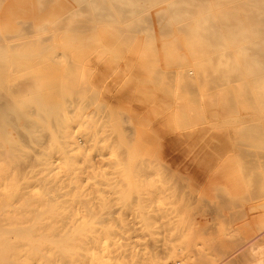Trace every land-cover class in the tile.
I'll return each mask as SVG.
<instances>
[{"label": "rangeland", "instance_id": "rangeland-1", "mask_svg": "<svg viewBox=\"0 0 264 264\" xmlns=\"http://www.w3.org/2000/svg\"><path fill=\"white\" fill-rule=\"evenodd\" d=\"M4 6L7 7V4ZM134 41H133L134 43L132 44V46L136 45V51L134 53L133 52L131 53V51L126 52L119 59L109 58L105 55H101L99 53V47L97 46L98 48L95 47L91 50L85 51V53L80 57L70 54V58L73 57L72 60L74 62L77 61L75 63L77 67L75 65V68L73 66H72L73 68H71L70 67L71 63L68 64L67 62H62V61L59 63L49 62V64H45L46 66L45 67L43 66L42 69L37 72L35 65H34L35 62H31L32 68L30 72H28L27 70L26 63L21 64L22 66V67L20 66L21 69L20 67L19 68L17 67L16 69L18 70L16 69L13 70V68L8 67L9 69L6 68L1 72L0 86L2 87H0V89L2 88L1 91L5 95L3 101H7V102H4L5 104H7L8 102L10 103V104L9 103L7 104L8 108L6 112L10 110L11 111L9 112V114L6 113L7 114L6 119L4 117L0 119V142H3L1 143L2 145L0 146H1V149H3L4 151L7 148L8 149L12 148L13 147L12 145H14V143L15 144L18 143L20 147L23 148L22 156H20V158L17 159L18 161L17 163L19 167L17 166L16 163L12 164L13 162L9 163V166L11 168L13 167L12 173H14V171L17 170L18 168L21 171L23 168L24 170L22 171V173L20 172V170L19 172L17 170L14 173L15 175L19 174L18 177L20 176L21 177L13 181L14 185L11 188L4 189L0 185V192L2 191V193H0V197L1 198L10 197L9 199L14 198L17 192H19V190L21 189L20 186H25L27 183H29V176L33 174L31 172V168L35 169L38 166L36 168L37 171L42 169V166H40L41 161H42V158L45 157V154L47 152L46 150H48V152H52V156L54 158L57 157L59 159L58 161V159L56 158L58 170L59 169L60 170L63 169V171L67 170V169H64V167L68 163H70L72 160L74 161V159H75L74 167H76V169L80 168V170H82L81 171L82 179H80L79 182L75 179L73 180L72 178L71 179L69 178V177H72V173L71 171H68V170L65 173L63 172L62 174L63 177L61 179V182H63L64 185H69V183L71 182H73L74 184H77V183L83 184V188H82L83 189V197H82L83 201H86L88 199L89 203L92 205V208L89 211L86 209V207H81L82 213L84 215L87 214L91 216L92 210L95 212L94 209L96 208V214L92 212V215L97 216L96 218L98 221L100 220L105 221V218L103 219L99 218L100 215L98 214H101L103 212V209L107 207L104 213L105 212L107 213V210L109 211V208L111 209V211H109L110 213H107L108 214L107 218L109 217V219L106 218L107 221H105L104 223L110 222L113 228L115 229L118 228L120 230L121 228L120 217L125 216L129 219L127 222H131L130 226L132 228L137 227L136 232H135L136 237L133 235L132 239L123 240L124 242L128 241L127 245L126 244L124 245L126 248L124 246L117 247L118 253L115 257L117 264H141V262L143 264H167V262L169 263V261L171 260L178 261L180 264H194V263L195 264H234V263L235 264H261V262H263L262 264H264V244L260 245L256 241L248 243L251 239L255 237V235H257L261 231V229H264V220H263L264 219V195L262 196L264 192L259 193L261 190H264L263 189L264 188L263 186L264 185V173H263L264 166H262V168L261 166L259 168H253V167H251V169L245 168L243 164L244 163L243 159H241L242 151L240 150L241 149L240 142H239L240 138L233 132L228 131L227 126L225 122L223 121L224 120V117L222 116L223 106H221L222 105L221 102H218L220 105L216 103L218 105L217 107L216 106L214 107V105L216 104L211 101L210 91L208 87L206 86L203 87L204 85L208 86V83L206 81H203L205 79L200 81L201 80L200 78L199 81H197L193 79L188 80V78L184 77L183 73L185 72V69L188 70L189 67L191 69L195 68L193 65L183 66V64H180V65L175 64L174 62H172L171 59H166L163 53H156V54L151 53L148 49H146L145 43H141L142 41H140L138 37ZM173 47L174 46L170 47V49L176 54L178 53L183 54V52H185L184 49L179 50L177 49L178 47L175 46V48L177 49L175 50V48ZM180 51H183V52L181 53ZM59 54L63 55L65 54V52L59 51ZM152 56L155 59L152 58ZM63 57L64 56H62V58ZM79 62H82V63H79ZM176 65L178 67H176ZM23 66H24V69H23ZM117 67H119V69ZM155 68L156 69L158 68L159 72ZM173 68L174 69L182 68V69L174 70ZM72 69L73 70L75 69V71L73 72ZM77 69H78V72H77ZM155 71L156 73H158V76H155L156 75V73H154ZM70 72L72 73L70 74ZM92 72H93V75H92ZM17 73H20V74H17ZM25 73L27 74L26 76H25ZM74 73L78 76H75ZM194 73L192 75H194ZM23 75L25 76V78H28L29 76H31L30 77L31 80H28V79L24 80ZM152 75H153V78L151 77ZM5 76H7L8 78ZM18 78L20 80H18ZM32 79H34V82L32 81ZM157 80H160V81H157ZM29 81H31L32 83ZM35 81H38V82H35ZM183 81H184V84H183ZM187 82L189 83V85H187L188 84ZM202 82H203V86H201L202 84L198 85V83L200 84ZM47 83L48 84L50 83L49 84L50 87H48L49 85ZM5 84L6 86H4ZM24 84H26V86L27 85L29 86L30 88V89L28 88L29 92H27V89H25ZM35 84L38 85V87ZM186 85L188 86V88ZM195 85L197 89L193 88L195 87ZM18 89H22V90L25 89V90L19 91ZM72 89L75 91V93H73L74 96L72 94V91H73ZM79 90H81L82 92L84 91L83 92L84 95H82V92L80 93ZM40 91L42 94H44V96H47L49 100H51V102L54 104L56 112L54 111L53 115L47 118L45 113H43L44 111L42 112L41 107H39L38 104H36L35 102V104L37 105L36 110L39 111V113H41L42 115H40L39 113L32 114L31 120H36L39 117V120L46 119L47 121H46V124L42 123L43 125L39 131V134H36L34 132L29 133L26 129V123H27L26 118L24 116L18 115L15 109H18L19 107L25 108L28 106V103H29L31 110H35L33 96L35 92L40 93ZM51 91H52V95H50ZM78 91L80 94L79 93L77 94ZM14 92H16V96H13L15 94ZM94 94L96 95V99H95ZM201 94L202 95L204 94L203 97L201 96ZM73 97L74 98L76 97L75 99L76 103L74 102ZM9 99L10 101H8ZM28 99L31 101L28 102ZM65 99H68L67 102ZM82 99L83 101H85L84 103ZM181 100L182 102H180ZM11 101L15 104H18V107H16V105H13ZM64 101L66 102V104ZM87 101L88 103L90 101L92 102H90L89 105H86L88 104L86 103ZM63 105H66V106H63ZM173 105L175 108L173 107ZM73 106H75L74 109L72 108ZM218 106L220 107V109L218 108ZM103 113H106V114H104L103 116ZM11 114L13 115L14 120L10 118V116H12ZM171 115L173 116L171 117ZM94 116L96 119L94 118ZM168 117L169 119H167ZM220 119L222 120L220 121ZM52 121L54 122L53 124L55 125L54 128L52 127L53 126ZM209 122L211 125L209 124ZM69 124L72 128L69 127ZM127 125L128 127L131 126L130 130L129 128H127L128 130H126L125 126ZM45 130L48 132H45ZM132 130H134L133 133H132ZM43 132L45 133L42 135ZM128 133H131V134H128ZM48 134L50 135V137L48 136ZM137 134H140V135H137ZM19 135L21 136L22 140L20 139ZM61 135L63 137H61ZM110 135L114 137L110 138L111 137ZM44 136L46 138V139L44 138L45 141L43 140ZM56 137H60V138L57 140ZM128 137H131V139L129 140ZM23 138H25V140L28 139L27 144L31 143L29 147L28 145H24L25 140H23ZM13 140H16V142L13 143ZM128 140H129V144H128ZM51 141L53 144H51ZM71 141H73L74 144L68 148V150L70 151L68 155H64L60 151V149H57L61 142H66L69 144ZM42 142L44 143L42 144ZM44 145H46L45 149H43ZM48 145H51L52 147L49 146L48 148ZM75 145L78 147H74ZM54 146H57V147L55 148ZM121 146L124 148V151L126 152L125 155H124L123 149L120 150V148H122ZM40 147L43 150H39ZM110 147H113V149H111ZM114 147H116L117 149L115 150ZM34 149L36 152L34 151ZM120 151H123L121 152L123 153V155L120 153ZM28 152L32 153V154H29L28 156L29 158L26 156ZM253 152L255 153V151ZM103 153H105V155ZM119 153L121 155H119ZM79 154H81L80 156L82 158L79 156ZM107 155H108V158L106 157ZM33 156L34 158H36L37 162L33 158ZM122 156L124 159L121 158ZM31 157L33 158L32 160H31ZM27 158L30 159L31 162H29L30 160H27ZM250 158H253V160H255V156L253 154L250 156ZM11 159L13 160L14 157L12 156ZM21 160L22 162H24V164L22 165L24 167L21 166V163H22V162L20 163ZM115 161H120L121 163L118 162V164H116ZM136 161L137 162L142 161L143 163L149 164V167L146 168V173H150L151 177H153L151 178V182H153L152 189L155 194H153L152 196H148L146 194H138L136 190H133L134 187H132L131 183L137 181L136 180L137 178L135 177V174H134V168L136 166L135 163H137ZM34 162L40 165L34 166L35 164ZM112 162L114 165L112 164ZM14 165L17 166V169H14ZM28 165H29V168H28ZM78 165L81 167H78ZM0 166L2 165L0 164ZM109 166L111 167L109 168ZM130 166L132 167L130 168ZM117 169L118 171H116ZM252 170L255 173L258 172L257 173L258 175L254 173L255 174L254 176L257 175V177H261V179L258 178V180H260V183H258L259 181L257 179H254ZM1 171L2 173H5L4 170L0 169V173ZM95 171L97 172V175ZM166 171L167 172L169 171V176L167 177L165 176V175H168ZM231 171L234 173V175L230 174ZM124 172L126 175L124 174ZM243 173H245V175ZM1 174H0V184L1 182H3V179H1ZM66 174L67 175L69 174L68 178L70 180L66 178L67 177ZM105 174H109L107 176L108 177L111 176V179L110 177L105 178L104 177ZM23 178L25 180H23ZM126 178L127 179L130 178V179L127 180ZM171 178L174 179L175 181L172 182ZM131 179H133V181L130 182L131 184L130 186L129 182L127 183V181H130ZM91 180L93 182H91ZM105 180L107 182H105ZM108 180H111L112 182ZM123 180L124 181L127 180V181L124 182ZM160 180H161V183H160ZM178 182H180L182 185ZM256 182L258 183L259 186H261L259 187V192L257 190L258 185L256 186L257 184ZM102 183H106V184H102ZM113 184H115L116 188ZM125 184L130 187H127ZM178 184L179 186H181V188L178 186ZM95 186H96V189L98 190L99 188L102 189L104 187L103 193L101 192H99L98 194L95 193L93 191ZM112 187L113 189H111ZM126 187H127V190H125V193H124L123 190ZM116 189L118 193L120 194L116 192ZM164 189H167V190H164ZM178 189L179 191L178 193H176ZM9 190H12L13 193ZM105 190H108V191L105 193ZM15 191L16 193H14ZM165 191H166V194H165ZM184 191L185 193H183ZM84 192L85 193L87 192V193L85 194ZM133 192H134V195L137 197L132 195ZM136 192L138 195L136 194ZM109 193H110V197L108 196ZM115 193L120 196L118 195L116 196ZM177 194H179V197L177 196ZM259 195H261V197H259ZM205 198L207 199V201ZM223 198L226 201L229 200L230 203L229 202L227 203H229L230 205L229 204L226 205L225 203L226 201H224ZM203 199L207 203L205 202L203 204L202 203L204 202ZM83 201H81L82 206L85 203ZM102 202H103V205H102L103 208L100 205L102 204ZM188 202H191V204L190 203L188 204ZM141 203L142 205L140 206ZM197 205L199 206V209ZM141 207L143 210H145V212H141L143 211L142 209H140ZM210 208H212V211L214 212H212ZM98 209H101V213H99L100 211H98ZM206 210L209 212V214ZM104 213L101 214V217L104 215ZM148 214L153 217L151 224H148V223L145 224L141 218L142 216L144 217V215H148ZM211 214H212V217H211ZM112 216H114V218H112ZM115 221L116 222L119 221V222L116 223ZM104 223H101V226ZM144 224L148 226H145ZM148 227H150L151 230ZM145 239L146 240L149 239V240L146 241ZM213 242L218 247V249L216 246H214V244H212ZM138 243L140 245H138ZM134 245H137V246L134 247ZM221 251H222V254H221ZM126 254H128V256ZM227 259L229 262H227ZM220 260H223V261H220ZM232 260H233V263H231Z\"/></svg>", "mask_w": 264, "mask_h": 264}, {"label": "bare ground", "instance_id": "bare-ground-1", "mask_svg": "<svg viewBox=\"0 0 264 264\" xmlns=\"http://www.w3.org/2000/svg\"><path fill=\"white\" fill-rule=\"evenodd\" d=\"M6 4H7V7L4 6ZM137 37L139 38L140 41H142L141 43H145L146 49H148L151 53H154V54L163 53V55L165 56L166 59H171L172 62H174L175 64H179V65L183 64V66L184 65L185 66L193 65L195 67L193 69H191L190 67H189L190 69L188 68V70L185 69V72L183 73L184 77L188 78V80L193 79V80H197V81H199L200 78H201L200 81L205 79L203 81H206L208 83V86L207 85L203 86V82L200 84L198 83V85L202 84L201 86L208 87V89L210 91V98H211V101L213 103L216 104L218 102H221V104H222L221 106H223L222 107V113H223L222 116L224 117L223 121L225 122L228 131L233 132L234 134H236L240 138V140H239L240 147H241L240 150L242 151L241 152L242 153L241 159H243V162H244L243 164H244L245 168H250V169H251V167L259 168L260 166L262 168V166H264V0H0V74L4 69H6L8 67H11V68H13V70H15L17 67L19 68L22 63H26L27 70H28V72H30V70L32 68L31 62H35L34 65H35L37 72L40 71L43 66L45 67L46 66L45 64H49V62H55V63L56 62L59 63L61 61L67 62L68 64L71 63V66H70L71 68H73V67L75 68V65H76L75 63L77 61L74 62L72 60L73 57L70 58V54H73L77 57H80L85 53V51L91 50L97 46L99 47V53L101 55H105L109 58H114V59L118 58L119 59L126 52L131 51V53L132 52L134 53L136 51V45L132 46V44L135 42L134 40H136ZM172 46H174L173 48H175V46L178 47L177 49H179V50L184 49L185 52L180 51L181 53L183 52V54H179L178 53L179 50H178L177 51L178 54H176L170 49V47H172ZM180 47H182V48H180ZM177 49L175 48V50H177ZM59 51H64L65 54L60 55ZM62 56H64L63 57L64 59L62 58ZM159 56H160V54H159ZM152 58H154V57L152 56ZM152 61H153V59H152ZM184 62H186L187 64ZM79 63H82V62H79ZM83 64H85V63H83ZM193 66H191V67H193ZM21 67H20V69H21ZM76 67H77V65H76ZM174 67H175V65H174ZM176 67H178V66L176 65ZM117 68L119 69V67H117ZM123 68H125V67H123ZM185 68H187V67H185ZM23 69H24V66H23ZM179 69H182V68H179ZM179 69L176 68L174 70H179ZM16 70H18V69H16ZM79 70H81V69H79ZM152 70H154V69H152ZM156 70H158V68ZM74 71H75V69L73 70V72ZM82 71H83V69H82ZM77 72H78V69H77ZM146 72H148V71H146ZM158 72H159V70H158ZM71 73L72 72H70V74ZM154 73H156V71ZM193 73H194V75H192ZM17 74H20V73H17ZM168 74H170V73H168ZM26 75L27 74L25 73V76ZM92 75H93V72H92ZM25 76H24V80L25 79L31 80V78H30L31 76L28 75L29 76L28 78H25ZM75 76H78V75L75 74ZM155 76H158V73H156ZM5 77H7V76H5ZM19 77H21V76H19ZM151 77L153 78V75ZM0 79H1V77H0ZM18 80H20V79L18 78ZM32 81L34 82V79H32ZM51 81H53V80H51ZM157 81H160V80H157ZM157 81H155V82H157ZM1 82H2V80H1ZM29 82H31V81H29ZM35 82H38V81H35ZM171 82H173V81H171ZM24 83H25V81H24ZM40 83H41V81H40ZM183 84H184V81H183ZM187 85H189V83ZM4 86H6V84ZM16 86H18V85H16ZM36 86L38 87V85H36ZM63 86H65V85H63ZM98 86H99V84H98ZM119 86H120V84H119ZM0 87H2V86H0ZM24 87H25V89H27V92H29V89H30L29 86L28 85L26 86V84H24ZM45 87H46V85H45ZM48 87H50V85ZM67 87H68V85H67ZM136 87H137V85H136ZM187 88H188V86H187ZM189 88H191V87H189ZM193 88H196V85ZM1 89H0V119L2 117H4L6 119V117H7L6 115L9 114V112L11 110L6 112V110L8 108L7 104L9 102L7 104L4 103L7 101H3L5 95L3 94ZM40 89H41V87H40ZM64 89H66V88H64ZM18 90L21 91L22 89H18ZM24 90H22V91H24ZM79 91H80V93L82 92L81 90H79ZM79 91L77 92V94L79 93ZM83 92H82V95H84ZM14 93L15 94L13 96H16V92H14ZM73 93H75L74 90L72 91V94ZM87 93H89V92H87ZM154 93H155V91H154ZM50 95H52V91H51ZM203 95L201 94L202 97H203ZM73 96H74V94H73ZM33 97H34L35 110H31L30 104L28 103L27 107H25V108L19 107L18 109H15V111L17 112L18 115L24 116L26 118V120H27L26 129L29 133L34 132L36 134H39V131L42 128V125L44 123L46 124L47 120L46 119L39 120V117L36 120H31L32 114L39 113V111L36 110L37 109L36 104H38V106L41 107L42 112L44 111L43 113H45L47 118H49V116L53 115V113L55 111V107H54V104L51 102V100H49V98L47 96H44V94H42L41 91H40V93L35 92ZM188 97H190V96H188ZM90 98H91V96H90ZM61 99H62V97H61ZM75 99H76V97L74 98V102H75ZM95 99H96V95H95ZM65 100L67 102L68 99H65ZM153 100H155V99H153ZM8 101H10V99ZM12 101H11V103L13 105H16V107H18V104L13 103ZM29 101H31V100L28 99V102ZM82 101H83V99H82ZM35 102H36V104H35ZM56 102H57V100H56ZM66 102H65V104H66ZM84 102L85 101H83V103ZM90 102H92V101H90ZM90 102L88 103V101H87L86 103H88V104H86V103L85 104L89 105ZM180 102H182V100ZM218 104L214 105V107L215 106L217 107ZM75 105H77V104H75ZM63 106H66V105H63ZM102 106H104V105H102ZM74 107L75 106H73L72 108L74 109ZM173 107H174V105H173ZM218 108L220 109L219 106H218ZM203 109H204V107H203ZM88 111H89V109H88ZM70 112H72V111H70ZM85 113H86V111H85ZM95 113H97V112H95ZM165 113H167V112H165ZM39 114L42 115L41 113H39ZM104 114H106V113H103V116H104ZM165 116H167V115H165ZM172 116L173 115H171V117ZM70 117H71V115H70ZM98 117H100V116H98ZM10 118L13 119L14 118L13 115L10 116ZM41 118H43V117H41ZM94 118H95V116H94ZM216 118H217V116H216ZM167 119H169V117ZM221 120L222 119H220V121ZM181 121H182V119H181ZM53 123L54 122L52 121V124ZM89 124H90V122H89ZM89 124H87V125H89ZM96 124H97V122H96ZM171 124H172V122H171ZM209 124H210V122H209ZM216 124H218V123H216ZM221 126H223V125H221ZM52 127L54 128L55 125L53 124ZM69 127H71L70 124H69ZM125 127H126V130H128L127 128H129V130L131 129V126L128 127V125ZM177 127H179V126H177ZM56 128H58V127H56ZM132 129H133V127H132ZM45 132H48V131L45 130ZM45 132H43L42 135ZM71 132H72V130H71ZM133 132H134V130H132V133ZM55 133H56V131H55ZM124 133H125V131H124ZM51 134H52V132H51ZM128 134H131V133H128ZM140 134H137V135H140ZM48 136L50 137L49 134H48ZM48 136H46V137H48ZM58 136H60V135H58ZM128 136H130V135H128ZM61 137H63V136L61 135ZM113 137L114 136H111L110 138H113ZM44 138H45V136L43 137V140L45 141L46 138L45 139ZM56 138L58 140L60 137H56ZM20 139L22 140L21 136H20ZM64 139H66V138H64ZM128 139L130 140L131 137H128ZM23 140H25V138H23ZM129 140H128V144H129ZM110 141H111V139H110ZM112 141H114V140H112ZM149 141H151V140H149ZM14 142H16V140H13V143ZM25 142H26V144H25ZM25 142H24V145H28V147H29V145L31 143L27 144L28 139H26ZM48 142H49V140H48ZM1 143H3V142H0V145H2ZM37 143H38V141H37ZM43 143L44 142H42V144ZM81 143H82V141H81ZM90 143H92V142H90ZM235 143H233V144H235ZM51 144H53L52 141H51ZM73 144H74L73 141H71L69 144L66 142H61L57 149H60V151L64 155H68L70 152L68 150V148ZM109 144H111V143H109ZM114 144H116V143H114ZM18 145H19L18 143L17 144L14 143V145H12L13 146L12 148H10V149L7 148L4 151H3V149H1V146H0V164L2 165V166H0V169L4 170V172H5V173H2V171H1L2 174L0 173L1 179H3V182H1L0 185L4 189L11 188L14 185L13 181L16 180L17 178L21 177V176L18 177L19 174L18 175L14 174L17 170H18V172L20 170L19 168L17 169V166H18L17 159L20 158V156H22V152H23L22 151L23 148L20 147V145L19 146ZM4 146H5V144H4ZM45 146L46 145H44L43 149H45ZM49 146H51V145H48V148H49ZM136 146H137V144H136ZM54 147L56 148L57 146H54ZM74 147H78V146L75 145ZM116 147H114L115 150L117 149ZM110 148L113 149V147H110ZM253 148H254V150H253ZM43 149L40 147L39 150H43ZM121 149H123V151H124L123 147L120 148V150ZM34 151H35V149H34ZM46 151L48 152V150H46ZM54 151H56V150H54ZM123 151H120V153ZM253 151H255V153ZM43 152H45V151H43ZM47 152L45 154V157L43 156L44 158H42L41 165L36 164L34 162L35 163L34 166L40 165V166H42L43 170L40 169L39 171H37L36 168L38 166L35 169L31 168V172L33 174L29 176V183H27L25 186H20L21 189L19 190V192H17V194L15 195L14 198L9 199L10 197H7V198L6 197L5 198L0 197V264H117V261L115 259L116 255L118 253L117 247L124 246L125 244L127 245L128 241L124 242L123 240H130L133 238V235L136 237L135 232H136L137 227L132 228L130 226L131 222H127L129 219L125 216L120 217V219H121L120 230L118 228L117 229L113 228L112 224L110 222L104 223L105 221H107V219H109V217L107 218V216H108L107 213H110L109 211H111V209L108 207L109 211L107 210V213L106 212L104 213L105 209L107 208L106 207L103 209V212L101 213V209L103 208L102 207L103 202H102V204H100L102 208L100 207L101 209H98V211H100L99 213H101V214L104 213V215L102 217H101V214H98V215H100L99 218H101V219L105 218V221H103V220L98 221L96 218L97 216L92 215V212L96 214V208L94 209L95 212L93 210H92V212L90 211L91 216L87 215V214H86L87 216L84 215L82 213L81 207H86V209L89 211L92 208V205L89 203V200L87 198L86 199L88 201L87 200L83 201V198H82L83 197V189H82L83 184L82 183L74 184L73 182H71L72 184L69 183V185H64L63 182H61V179L63 177L62 174H63V172L64 173L67 172V170L71 171L72 177H69L68 176L69 174L68 175L66 174L67 175L66 178L69 177L70 179L72 178L73 180L75 179L79 182V180L82 179L81 178V173H82L81 171L82 170H80V168L76 169V167H74L75 166V164H74L75 159H74V161L72 160L73 161L72 162L70 160L71 159L70 157H69L70 158L69 160L71 162L69 161L70 163H68L64 167V169H67V170H64V171H63V169L58 170L57 169V159L58 158L57 157H56L57 159L54 158L52 156V152H48V153ZM105 153H103V154L105 155ZM120 153H119V155H121V154L123 155V153H121V154ZM125 153L126 152L124 151V155H125ZM29 154H32V153L28 152V154H26V156L28 157ZM73 154H75V153H73ZM81 154H79V156ZM252 154L255 156V160H253V158H250V156ZM42 155H43V153H42ZM108 155H109V153H108ZM108 155L106 156L107 158H108ZM12 156L14 157L13 160L11 159ZM61 156H62V154H61ZM28 158H27V160H30ZM33 158H34V156H33ZM33 158L31 157V160ZM121 158L124 159L123 156ZM138 158H140V157H138ZM34 159L36 160V158H34ZM99 159H101V158H99ZM249 159H251V160H249ZM31 160L29 162H31ZM118 160H120V159H118ZM252 160H253V162H252ZM58 161H59V159H58ZM134 161H135V159H134ZM11 162H13L12 164H14V163L17 164V166L14 165V169H17L14 171V173H12L13 167L11 168L9 166V163H11ZM21 162H22V160L20 161V163ZM36 162H37V160H36ZM118 162H120V161H115L116 164H118ZM20 163H19V165H20ZM156 163H158V162H156ZM23 164H24V162L21 163V166ZM30 164H32V163H30ZM112 164H113V162H112ZM135 164H136V166L134 168V174H135V177L137 178L136 179L137 181L132 182L133 179H131L130 181H127L130 178H128V179L126 178L127 183L129 182V184H130V182H132L131 183L132 187H134L133 190H136L138 192V194H146L148 196H152L153 194H155L153 189H152V187H153L152 183L153 182H151V178H153V177H151L150 173H146V168L149 167V164L143 163L142 161H138ZM29 165H28V168H29ZM238 165H239V163H238ZM22 167H24V166H22ZM78 167H81V166L78 165ZM110 167L111 166H109V168ZM131 167L132 166H130V168ZM25 168H26V166H25ZM83 168H85V167H83ZM121 168H122V166H121ZM87 169H89V168H87ZM93 169H94V167H93ZM23 170H24V168L22 169V171ZM22 171L20 170L21 173H22ZM116 171H118V169ZM149 171H151V170H149ZM222 171H223V169H222ZM229 171H230V169H229ZM231 172H230V174L234 175V173L233 172L231 173ZM252 172H253L254 179H257V180H258V178L261 179V177H257L258 172L255 173L253 170H252ZM21 173H20V175H21ZM161 173H162V171H161ZM167 173H168V175H165L166 177L169 176V171ZM222 173H224V172H222ZM254 173L257 175L254 176L255 175ZM87 174H88V172H87ZM120 174H121V172H120ZM124 174H125V172H124ZM243 174L245 175V173H243ZM96 175H97V172H96ZM107 175H109V174H105L104 177L107 178L108 177ZM123 175H122V177H123ZM109 177L111 179V176H109ZM130 177H131V175H130ZM186 177H188V176H186ZM24 178H23V180H25ZM101 180H103V179H101ZM108 181H111V180H108ZM126 181H124V182H126ZM174 181L175 180L172 179V182H174ZM258 181L257 182L260 183V180H258ZM91 182H93V181L91 180ZM105 182H107V181L105 180ZM117 182H118V180H117ZM160 183H161V180H160ZM178 183H180V182H178ZM258 183L256 184V186L258 185ZM102 184H106V183H102ZM102 184H100V185H102ZM131 184H130V186H131ZM113 185L115 186V184H113ZM113 185H111V186H113ZM130 186H127V187H130ZM178 186H179V184H178ZM127 187L123 190L124 193H125V190H127ZM176 187H177V185H176ZM179 187L181 188V186H179ZM259 187H261V186L258 185V187H257L258 192H259ZM103 188L102 189L99 188V190H98V189H96V186H95L93 191L97 194L99 192L103 193ZM115 188H116V186H115ZM188 188H189V186H188ZM111 189H113V187ZM164 190H167V189H164ZM9 191H11L13 193L12 190H9ZM107 191L108 190H105V193ZM178 191H179V189L177 190L176 193H178ZM116 192L118 193L117 189H116ZM134 192L132 195H134ZM137 192H136V194H137ZM261 192L263 193L264 190H261L259 193H261ZM0 193H2V191ZM14 193H16V191ZM183 193H185V191ZM118 194H120V193H118ZM118 194H116V196ZM165 194H166V191H165ZM90 195H88V196H90ZM156 195H157V193H156ZM263 195H264V193L262 194V196ZM108 196L110 197V193ZM118 196H120V195H118ZM177 196L179 197V194H177ZM184 196H185V194H184ZM135 197H137V196H135ZM259 197H261V195H259ZM131 198H132V196H131ZM221 199H220V201H221ZM126 200H124V201H126ZM81 201L85 202L84 203L85 205L83 204V206H82ZM183 201H185V200H183ZM203 201H204V199H203ZM206 201H207V199H206ZM206 201H204L202 203L204 204ZM224 201H226V200L224 199ZM227 202H229V200L225 202L226 205L230 203V202L229 203H227ZM262 202H263V200H262ZM189 203L191 204V202H188V204ZM141 205H142V203L140 204V206ZM104 207H105V205H104ZM140 209H142V207ZM140 209H139V211H140ZM198 209H199V206H198ZM210 210L212 211V208H210ZM141 212H145V210H143ZM212 212H214V211H212ZM208 214H209V212H208ZM232 214H234V213H232ZM211 217H212V214H211ZM112 218H114V216H112ZM141 218L145 224H147V223L151 224V222L153 220V217L150 216L149 214L144 215V217L142 216ZM101 221H103V222H101ZM118 222L119 221H117L116 223H118ZM101 223H104V224H102V226H101ZM168 223H169V221H168ZM173 224H175V223H173ZM177 225H178V223H177ZM145 226H148V225H145ZM152 226H151V228H152ZM148 228L150 229V227H148ZM154 233H156V232H154ZM145 234H146V232H145ZM168 238H170V237H168ZM148 240H146V241H148ZM254 241H256L260 245L264 244V229H261V231L257 235H255V237L253 239H251L248 243H251ZM212 244H214V242ZM138 245H140V244L138 243ZM135 246H137V245H134V247ZM214 246H216V245L214 244ZM151 247H153V246H151ZM128 249H126V250H128ZM217 249H218V247H217ZM121 250H122V248H121ZM123 250H125V249H123ZM128 254H126V255L128 256ZM221 254H222V251H221ZM230 258H232V257H230ZM220 261H223V260H220ZM227 262H229L228 259H227ZM220 263H222V262H220ZM231 263H233V260ZM262 263L263 262H261V264ZM141 264H143V263L141 262ZM167 264H180V263L178 261L171 260V261H169V263L167 262Z\"/></svg>", "mask_w": 264, "mask_h": 264}]
</instances>
